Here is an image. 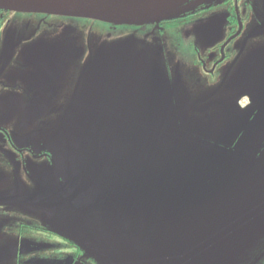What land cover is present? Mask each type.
Wrapping results in <instances>:
<instances>
[{
    "label": "water",
    "instance_id": "water-1",
    "mask_svg": "<svg viewBox=\"0 0 264 264\" xmlns=\"http://www.w3.org/2000/svg\"><path fill=\"white\" fill-rule=\"evenodd\" d=\"M213 1L0 0V10L144 25ZM103 44L92 59L94 94L69 104L48 144L63 152L61 140L72 155L55 161L59 193L43 197L39 190L0 203L38 202L43 225L99 264H124L123 258L125 264H221L225 253L237 256L245 244L261 243L264 114L249 124L245 111L226 115L216 139L206 141L207 157H200L204 127L181 124L186 99L147 76L145 43L136 50L134 41ZM256 85L253 98L260 102L262 84ZM101 232L95 243L93 234ZM13 252V244L1 248L0 263Z\"/></svg>",
    "mask_w": 264,
    "mask_h": 264
},
{
    "label": "flooded vegetation",
    "instance_id": "flooded-vegetation-1",
    "mask_svg": "<svg viewBox=\"0 0 264 264\" xmlns=\"http://www.w3.org/2000/svg\"><path fill=\"white\" fill-rule=\"evenodd\" d=\"M17 14L21 15L16 16ZM200 15H204L207 20L210 19L212 25L210 24V30L208 28L207 31L214 36L207 41L208 44H202V47L206 48L205 57L201 56V49H198L199 64L205 75V83L218 80L214 90L200 101L201 105H205L200 112L204 117L208 116L207 111L212 108L216 112L214 108L217 107L214 106H218L227 116L245 111V119L249 124L257 119L256 116L260 112L259 116L264 114V98L256 102L253 94L247 92L248 86L245 88L246 91L239 89L236 94L231 92L232 95L229 90L231 89L229 79L247 51L254 50L252 56L259 55L256 49L252 48V41L258 37L264 39V0H215L211 3H202L178 20L184 17L200 18ZM176 19L166 21H178ZM17 20L19 25L16 24ZM166 23L168 22L163 21L157 26L160 32H165ZM104 24L105 22L86 18L0 10V117H5L4 112H8L14 103L11 99L26 100L31 108L38 106L35 110L44 109L47 112L50 118L41 125H52L53 135L67 107L76 98L74 95L76 89L70 91L69 84L74 80L67 66H70L72 60L80 57L84 58L85 65L90 62L93 64L89 56V51L93 49L87 47L90 36L94 32H99L102 41L113 39L114 34L110 32L109 26L105 27ZM148 35L150 33H144L140 37L146 38ZM56 38L64 39L65 43L57 44L54 40ZM59 45L64 48L61 59L51 62L55 54L50 51ZM261 47L264 51V43ZM24 57L32 60L26 62L23 60ZM26 73L28 76H25ZM248 75H251V66L245 77ZM258 88L264 96V84ZM219 93H225L222 100L216 99ZM40 98L44 99L38 101ZM222 115L221 111L217 114L221 120ZM6 144L16 151L19 160L26 158V154L38 157L30 147L29 139L23 137L14 141L8 125L0 122L1 151H3L1 147H6ZM4 154L12 160H18L10 150L4 151ZM40 155L48 156V152L43 150ZM23 165V169L30 176L31 168L28 170L27 163ZM17 168L15 167V170H18ZM29 181L30 186H33L32 181ZM7 215L18 218L23 216L19 212L13 213L8 210L3 212V216ZM27 221V219L13 221L14 224L0 221V237L6 223L9 226L8 235L11 238L15 237L10 244L11 246L13 244L14 252L8 258L10 259L8 264H75L77 261L92 264L91 259L85 258L83 251L76 244L58 237L40 220ZM17 222L20 224L18 227ZM53 246H56V249L51 250Z\"/></svg>",
    "mask_w": 264,
    "mask_h": 264
},
{
    "label": "rangeland",
    "instance_id": "rangeland-1",
    "mask_svg": "<svg viewBox=\"0 0 264 264\" xmlns=\"http://www.w3.org/2000/svg\"><path fill=\"white\" fill-rule=\"evenodd\" d=\"M20 15L21 14H17L16 16ZM176 20H178V18ZM209 20L210 19L207 20L204 15H200V18L195 16L189 19L184 17L178 21H165L168 22L165 24V32H160L161 30L157 27L160 24L159 22H153L144 25H124L108 22H105L104 24L105 27L109 26L111 30L109 28L108 29L112 34H114L112 37L113 39H109L105 42L115 41V43H118V45H126L131 41H134L135 50L141 48V44L145 43L142 56L140 57L142 64L146 65L147 76L152 80L158 81L163 86L170 87L177 95L183 96L186 99L187 106L185 108H180L181 116L185 121L181 124H186L188 122L189 124L193 123L197 127L198 122L199 126L204 127L202 130L204 131L203 138L205 140L202 139L203 141L197 142V138H193V141L197 142L196 146L201 152L200 157H207L206 153L204 154V147L207 145L206 141H209L211 144L222 130L220 128L223 124V120L217 116L219 111L222 112L224 116L223 119H225V117L227 118L225 113L219 109L218 106H214L217 107L214 108L216 109V112H214L213 108L211 109L212 111H207L208 116L204 117L203 113L200 112L202 107L205 106L203 104L201 105L200 101L204 99L206 95L210 94L218 83V80H215L212 83H205V75H203L201 66L199 64L200 54L198 49H201V56L205 57L206 48H203L202 44H208L207 41L212 38V36H214V34L207 31L210 24L212 25ZM16 22V24L19 25V20ZM208 30H210V28ZM144 33H150V35H148L146 38H141L140 36ZM101 37L102 36L99 32H94L92 36H90V42L88 41L89 45L87 47H91L93 49L92 51H89V56L92 59L94 56H98L102 52V46L105 42L101 40ZM54 40L57 44H63L62 42L65 41L61 38H56ZM263 40L264 39H262V37H258L252 41V48L256 49V53H259L258 57L252 56L254 51L252 50L250 52L247 51L245 53L246 56L242 57L243 59L241 58V63L236 67L229 79L231 84V89H229L230 93L233 92L236 94L239 92V89L246 91L245 88L248 86L249 90L247 92L253 94L256 89L253 86V82L257 84L256 86L259 84H264V71H262L264 67L262 53L264 51L261 47V45L264 43ZM50 52L55 54V58H44L52 59L51 62H56L57 60L61 59V54L64 52V48L63 46L59 45ZM23 60L30 62L32 59L24 57ZM250 66L251 75L245 77V75L248 74V68H250ZM67 69L70 70V73H72V80H74L71 81L69 86L70 91H72L74 88L76 89L74 93L76 97L75 100L84 96H92L94 92L91 91L90 83L93 81V78H97L95 77L96 72L92 70V62H90L88 65H85L84 58L80 57L78 59L72 60V63L70 66H67ZM25 76H28V74L26 73ZM143 76L145 77V82L148 83V77L144 74ZM249 80H251L252 84L250 87ZM224 94L219 93L216 99L222 100ZM43 99L44 98H40L38 101ZM11 100H14V103L11 105L8 112H4L5 117H0V122L8 125L9 131L11 132V136L14 141H18L23 137L29 139L30 147L35 153H37L38 157L34 158L31 155L26 154V158L19 160L16 155L17 153L15 150L13 151V148H9L7 144L6 147H1L3 151L0 150V152H2V154L0 153V197H15L22 199L36 195L39 190L44 192L41 193L43 197H47V192L49 191H53L55 193L56 189L59 193L62 184L58 185V178H60V174L57 171L58 165L55 161H57L58 158L60 160L67 159L69 155H72L64 146L65 143L61 140H59L61 143H56L58 148H55L62 149L63 152H59L58 150L56 153L55 149H51L48 146L55 132L53 135H51L53 130L52 125H41L50 118L44 109L35 110L38 106L31 108L26 100ZM23 112L24 114H22ZM192 115L195 116L194 120L192 119ZM9 150L13 152L18 160H12L6 157L7 154L5 155L4 151L6 152ZM43 150L48 152V156L40 155L41 151ZM261 161L264 163V157L261 159ZM24 163H27L28 170L31 168L30 176L22 167L24 166ZM15 167H18V170H15ZM29 180L32 181L33 186H30ZM52 196L54 197L55 194L52 193ZM60 196L61 194H59V197ZM262 205L263 210L261 215H259L258 220H262L263 222L264 203ZM7 210L13 213L19 212L23 216L20 218L14 215L3 216V212L5 213ZM0 212V221H6L11 224L15 223L13 221L19 222V220L25 219L28 220L27 222H30V219H37V221L42 220L40 205L38 202L32 205H19L2 202L0 203ZM56 216L60 218L62 217L61 215ZM18 222L16 227L20 225ZM102 222L104 225L106 224L105 221ZM8 223H6L0 237V249L8 247L15 239V237L11 238L8 235ZM51 232L56 234L58 237H62L53 231ZM102 232H104V229ZM102 232L99 234V236L93 234V241H95V243H97L98 240L102 241ZM236 236L241 239L245 238L244 235L237 234ZM257 237H260L263 241L261 243L253 241L248 245L245 244L244 251L237 256H232L229 252L225 253V258L223 261H221V264H264V237H261L260 235ZM77 247L80 248L79 246ZM54 249H56V246L51 248V250ZM0 258L1 261L6 260L4 255L0 256ZM9 260L5 263L8 264ZM91 261L92 264H99L93 259H91ZM121 262L125 264L127 259L123 258ZM5 263L1 262L0 264ZM75 264L87 263L83 261H77Z\"/></svg>",
    "mask_w": 264,
    "mask_h": 264
}]
</instances>
